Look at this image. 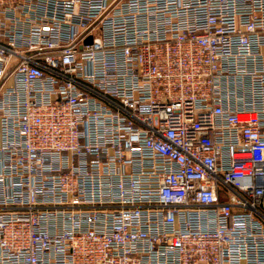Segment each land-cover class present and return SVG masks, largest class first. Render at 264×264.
Wrapping results in <instances>:
<instances>
[{
  "label": "built area",
  "instance_id": "built-area-1",
  "mask_svg": "<svg viewBox=\"0 0 264 264\" xmlns=\"http://www.w3.org/2000/svg\"><path fill=\"white\" fill-rule=\"evenodd\" d=\"M0 264H264V0H0Z\"/></svg>",
  "mask_w": 264,
  "mask_h": 264
}]
</instances>
